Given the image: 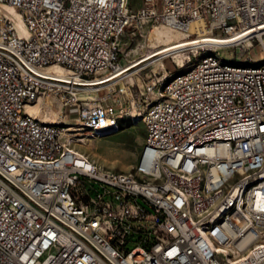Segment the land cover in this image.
I'll list each match as a JSON object with an SVG mask.
<instances>
[{"label": "built area", "instance_id": "built-area-1", "mask_svg": "<svg viewBox=\"0 0 264 264\" xmlns=\"http://www.w3.org/2000/svg\"><path fill=\"white\" fill-rule=\"evenodd\" d=\"M139 2L134 7L133 0H0L20 12L26 29L21 36L11 19L0 17V264H264V247L233 263L222 262L218 251L210 255L199 240V224L190 225L185 214L188 199L172 187L143 191L126 174L112 179L69 152L55 169H43L41 157L49 159L53 140L61 143L62 134L21 121L18 77L26 79L28 105L39 106L45 117L65 121L73 110L75 122L89 126L108 118L112 106L126 107L120 99L102 104L97 94H87L112 93L116 86L121 92L127 79L118 74L121 39L130 26L134 33L159 23L185 38H240L264 55V0ZM127 92L121 93L128 97ZM158 92H165L164 106L147 107ZM141 96L133 113H145L144 125L155 128L158 139L143 143L135 164H152L153 172L142 173L159 174L170 152L207 134L205 146L185 161L187 171L189 162L205 167L201 205H209L226 173H233L231 191L255 179L253 193L229 211L218 239L231 250L249 249L243 239L256 246L254 227L264 226V66L259 73L228 72L202 60L200 74L188 75L183 86L159 90L154 78ZM214 131H225L224 141H211ZM7 139L38 154L39 164L15 157ZM235 171H244L245 179L235 178ZM193 180L187 179L189 193ZM24 191L35 192L37 209H29ZM160 194L182 201V209L162 206ZM241 209L253 210V226L244 225ZM162 252H169L167 262H159Z\"/></svg>", "mask_w": 264, "mask_h": 264}, {"label": "bare ground", "instance_id": "bare-ground-1", "mask_svg": "<svg viewBox=\"0 0 264 264\" xmlns=\"http://www.w3.org/2000/svg\"><path fill=\"white\" fill-rule=\"evenodd\" d=\"M1 16H5L14 22L19 35H26L22 16L14 6L1 5L0 17ZM168 29L178 34V36L181 37V40L153 49L150 53L148 52V55L142 60H138L126 66H121L118 69L120 72H117L118 74L124 72L122 74H125L127 78L120 83L121 92L129 91V85L134 83L132 69L138 67L137 70H140L144 68L146 65H140L149 60H151L150 63H152L163 58L167 54L177 53L182 50L185 51L192 47H211V45L222 46L232 44V42L234 44L242 43L240 38L233 40V38L229 37H199L197 39L185 40V35L171 28L162 26L154 29V34L151 37V44H157L159 41L170 39L172 34L167 32ZM202 60H208L209 62L215 63L216 67L227 69L228 72L245 71L247 73H259L263 71L264 66V59L257 62L249 58L250 62L243 64L232 63L223 60L215 51L209 50L206 51L189 69L171 78L160 90H166V86H183V79L188 75L200 74L202 71ZM163 66V64H160V67ZM96 89L97 87H92L90 90L95 91ZM26 93V79L25 77H18L17 103L18 112L21 113V121L25 124H30L35 128H39L40 131L62 134L61 143L60 140H53V148L49 154V159L48 157H41V164H43L44 170L55 169L56 165L63 162L65 152H69L72 157L82 161L83 164L90 167H96L98 172L111 173L112 179H122V174H126V176L131 179L133 187H142L143 191H154L155 189L156 192H163L165 191V187H172L173 191H175L180 199H188L187 206L185 207V214L186 216H189L190 225L199 224L200 242L207 247V251L210 255H217L218 251L219 258L222 262L233 263L239 258H253L254 254L258 253V248L264 247V226L254 227V236L258 237V240H256V246H251V239H243V246H250L249 249L235 248L231 250L228 248L227 241L218 239L221 237V225L228 223L229 211H235L236 203L247 200V195L253 193L255 179H248L246 186H240L238 187V190L231 191L233 187V173L224 174V180L219 183L217 189L213 190V197L210 198L209 205L202 206L201 204H205V167L198 166V162H189V169H192V171H187V163H185V161L189 156L193 155L196 150L201 148V146H205V142H208L207 134H199L198 137H196V141H190L189 143L182 145L177 152H170L169 159H163L159 163V174L142 173L153 172L152 164H135L133 172L130 173L107 171L101 169L85 154L75 150L70 144L74 141H68V138L79 139L85 137L78 141H89V139L97 138L113 131L126 117L133 123L139 119L145 123V113L130 114L126 113V107L112 106L110 109V116L103 119L99 125L90 124L89 126H86L85 122L65 124L64 121L40 118L39 110L41 108L37 105H28ZM91 93L87 94V96L89 98H95V96H90ZM164 99L165 92H158L157 97H150L147 99V107L164 106ZM155 139H158V132H155V128L145 126L144 143H151ZM224 139L225 131H214L211 134V141L222 142ZM7 146L11 153L14 154L15 157L21 158L23 162L27 164H39L38 154L31 152L15 139H7ZM185 172H187V179H195L193 180V192L190 193L189 189L186 187L187 179H184ZM169 176H173V178H169ZM235 178L245 179V172L235 171ZM230 192L231 194H229L227 201L225 202V196ZM24 199L28 200L29 209H37L34 191H24ZM160 203L162 206L169 207L171 210L182 209V201L172 200V197L167 194H160ZM217 206H219L218 213H215V207ZM241 217L244 218V225H254L253 210L241 209ZM168 259L169 252H162L161 255H159V262H167Z\"/></svg>", "mask_w": 264, "mask_h": 264}, {"label": "rangeland", "instance_id": "rangeland-1", "mask_svg": "<svg viewBox=\"0 0 264 264\" xmlns=\"http://www.w3.org/2000/svg\"><path fill=\"white\" fill-rule=\"evenodd\" d=\"M1 5L6 4L0 3V6ZM133 5L134 7L139 6V0H133ZM158 27H162V25L159 23H149L143 25L135 33L131 26L126 29L121 39L122 66L142 60L148 55L147 53H150L153 49L181 40L178 34L168 29L167 32L172 34L170 39L159 41L157 44H151V37L154 34V29ZM187 39H195V37L186 38L185 40ZM209 50H215L223 60L232 63L243 64L250 62L249 58L257 62L264 59V55H261L260 47L256 45L250 46L248 43L217 48H212L210 46L193 47L185 51L182 50L177 53L169 54L152 63H150L151 60H149L140 65H146L140 70H137L138 67L133 68L132 77L134 78V83L129 85L130 91L127 92L128 97L120 92L119 86H116L115 91L112 93H108L104 90L99 93L93 92L90 96L96 97L97 94L102 98V104H110L114 100L120 99L131 114L134 111V106H136L133 105V102L142 97L141 94L143 93L145 83L152 82L155 78L157 79V87L159 86V90L162 89L171 78L189 69ZM160 64L164 66L160 67ZM67 114L68 117L64 121L65 124H68V122L74 124L75 114L73 110L67 111ZM44 115V110H40L39 117L48 119ZM144 141L145 125L143 121L139 119L133 123L126 117L113 131L101 135L100 137L89 139V141H74L70 144L75 150L88 156L103 170L116 173H130L133 172V167Z\"/></svg>", "mask_w": 264, "mask_h": 264}]
</instances>
